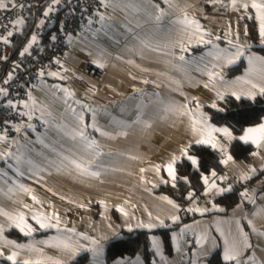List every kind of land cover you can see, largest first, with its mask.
<instances>
[{"label":"crops","instance_id":"0c3cea01","mask_svg":"<svg viewBox=\"0 0 264 264\" xmlns=\"http://www.w3.org/2000/svg\"><path fill=\"white\" fill-rule=\"evenodd\" d=\"M253 2L264 0H237L235 7L232 0H107L98 21L89 24L92 39L69 37V50L49 72L55 75L41 78L29 99L18 103L26 117L3 139L0 264H14L7 259L12 253L15 264H75L86 254L84 264H147L142 255L106 259L109 242L133 229L153 232L151 264H209L217 251L231 264H264V142H249L254 151L240 160L230 151L234 140L212 133L232 160L216 177L207 176L209 184L230 191L219 194L205 184L203 196L185 206L156 191L173 181L166 169L173 158L176 171L187 159L184 149L209 138L211 127L230 128L215 125L207 107L233 93L261 95L264 55L252 49L246 24L256 21L257 43L264 46ZM28 17L15 25V39ZM61 28L56 19L43 42ZM238 47L243 55L236 58ZM241 61L243 70L227 76ZM243 132L232 130L237 137ZM236 186L239 201L225 210L216 198ZM21 214L31 234L9 219ZM164 228L171 253L156 232ZM14 230L21 238L11 235ZM234 245L236 259L225 260Z\"/></svg>","mask_w":264,"mask_h":264},{"label":"trees","instance_id":"16d2710c","mask_svg":"<svg viewBox=\"0 0 264 264\" xmlns=\"http://www.w3.org/2000/svg\"><path fill=\"white\" fill-rule=\"evenodd\" d=\"M52 0H39L37 4L29 9V17L26 28L22 35L15 40L14 51L15 56L21 53L22 48L27 44L30 34L37 25L40 17L43 15L45 8ZM57 23L60 17L57 16ZM248 37L252 42V49L264 55V46L258 45V25L254 19L246 21ZM50 33V31H49ZM245 67V62L241 61L238 65L230 67L226 70L227 76H234L241 72ZM3 73H0V81ZM223 109V111H221ZM207 111L211 116V121L217 125L229 126L235 134L241 133L248 127L255 126L264 120V94L254 99L241 97L237 100L234 95H227L225 98L218 100L217 107H207ZM231 154L240 160H247L249 155L254 151V146L239 140H234L231 144ZM189 155L196 156L199 160V167L194 165L186 158L182 159L176 165V180H166L156 191L172 197L182 205H187L192 197L203 196L205 183L204 176H208L215 171L220 173L224 171V163L221 153L207 145L194 144L189 147ZM240 187L236 186L231 192L226 193L218 198L216 202L224 204L225 210L230 209L239 201ZM191 194V196H190ZM99 212H94L98 216ZM161 232L165 249L167 253H171L172 245L169 229H158ZM152 233L145 229L123 230L122 236L111 240L106 251L107 261H113L116 258H132L136 255H142L147 264H151L153 260L152 250ZM11 235L21 238L17 231H12ZM88 260V254L76 258L75 264H84ZM1 264H9L2 261ZM209 264H231L225 262L217 251L210 258Z\"/></svg>","mask_w":264,"mask_h":264},{"label":"built area","instance_id":"2783aa9c","mask_svg":"<svg viewBox=\"0 0 264 264\" xmlns=\"http://www.w3.org/2000/svg\"><path fill=\"white\" fill-rule=\"evenodd\" d=\"M38 1L11 0L7 8L0 9V36L14 32L8 43L0 41V73H3L0 88L7 90L6 94L0 93V151L3 139L26 117L25 111L18 103L28 100L40 79L57 66L63 54L69 50L70 36L76 35L85 40L93 38L89 24L98 21L102 6L107 2V0H60L59 4L55 5V10L43 18L44 23L38 21L34 27L30 37L35 35L37 40L30 51L23 55L21 51L15 56V21L26 18L29 9ZM57 16L62 22L61 31L55 39L45 43L43 40L48 36ZM8 101H12L13 104L10 106ZM36 124L39 125V121H36Z\"/></svg>","mask_w":264,"mask_h":264},{"label":"snow or ice","instance_id":"6c2138e0","mask_svg":"<svg viewBox=\"0 0 264 264\" xmlns=\"http://www.w3.org/2000/svg\"><path fill=\"white\" fill-rule=\"evenodd\" d=\"M60 0H52L51 5L48 8V12H52L55 10V5L59 4ZM233 2V6H236L237 0H232ZM8 4L5 3V0H0V9H4L7 8ZM240 7L243 9H246L249 7L248 3H243L241 2ZM251 7L257 9V11L260 13V20H261V24H260V33L262 36H264V3H255L253 2L251 4ZM23 23L22 18L18 19L15 21V25H20ZM41 24L44 23L43 20L40 21ZM14 25V27H15ZM14 35V32H8L6 36H0V41H3L5 43L9 42V38L12 37ZM31 43L28 45V47H25L23 52L21 53V55L27 53L29 51V49L31 48V45L34 44L37 40V37L35 35L31 36ZM52 39H55V37H52ZM207 43H211V41H206ZM243 55L242 51H240L239 47L237 48V52L235 53V57L239 58V56ZM181 59H183V57H180ZM234 62V61H229ZM50 75H55L54 73H49ZM41 75H43V72H41ZM6 89L4 88H0V93H5L6 94ZM260 93L264 94V88H260ZM233 95L236 96V99L239 100L240 96L236 95L235 93H233ZM249 96L254 99L255 97L252 96V94H249ZM220 99H223V96L220 97ZM8 104L11 106L13 104L12 101H8ZM212 107H217L216 104H213ZM221 111H223V109H221ZM82 119V118H81ZM204 123L206 124V121H204ZM195 130V129H194ZM212 133H222L224 137H227L229 141L232 140H240L243 141L244 143H249L251 142L252 144H255L257 146H260L262 144V142H264V123H260L258 126L255 127H248L244 130L243 134L240 136H234L232 133V130L228 127H211L210 131H209V138L207 139H198L195 141L196 144H208L210 145L212 148L214 149H218L221 153H224L226 155V159L223 161L224 164H227L230 160H232V156L230 154L227 153V149L224 147V145L219 143V140L212 136ZM80 135L83 137L84 133L81 132ZM184 155L187 157V159L193 164L196 165L197 167H199V160L196 156L193 155H188V148L184 149ZM176 159L177 158H173L171 163H168L166 166L167 172L168 174L173 178V180H175L176 178V171H175V163H176ZM98 175V173H96ZM211 175L213 177L217 176V173L215 171H212ZM219 179L221 180H225L227 179L226 177H219ZM203 181L205 184H209V180L207 176L203 177ZM212 189H218V193L219 194H223L227 191L231 190V187H218V185L213 182L211 184H209V191H212ZM191 196V194H190ZM35 199V197H33ZM169 203H172V201H169ZM178 207V206H177ZM191 210V209H189ZM199 210V209H197ZM9 219L12 221V223L15 224L16 227H19L21 229V231H24L25 227L28 228V233L27 234H31V231H34V229H32L31 225H28L25 221L24 216L21 214L19 217H9ZM33 219H38L37 217H33ZM172 219H178V217L173 216ZM17 220H19V223H17ZM160 223L162 224L163 221H160ZM41 227H48L49 225L47 224H40ZM138 227H145V228H152V227H156V224H138ZM4 230V226L0 225V232H3ZM94 244L98 243L97 241H93ZM237 251L235 245L233 246V248L226 250L225 254H224V259L225 260H234L236 259L235 255H233L232 253ZM2 254V253H0ZM8 260L13 261L15 264V260H16V253H12L11 255H9L7 257ZM24 264H30V262L25 261Z\"/></svg>","mask_w":264,"mask_h":264},{"label":"rangeland","instance_id":"374dc122","mask_svg":"<svg viewBox=\"0 0 264 264\" xmlns=\"http://www.w3.org/2000/svg\"><path fill=\"white\" fill-rule=\"evenodd\" d=\"M51 3H52V1H51ZM51 3L49 4V5H51ZM29 41V40H28ZM25 47H28V42H27V44L22 48V52H23V50H24V48ZM30 51V50H29Z\"/></svg>","mask_w":264,"mask_h":264}]
</instances>
